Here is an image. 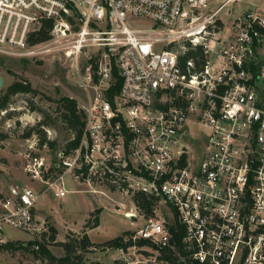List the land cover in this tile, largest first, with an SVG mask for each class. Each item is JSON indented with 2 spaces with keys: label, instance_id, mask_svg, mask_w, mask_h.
Wrapping results in <instances>:
<instances>
[{
  "label": "built area",
  "instance_id": "1",
  "mask_svg": "<svg viewBox=\"0 0 264 264\" xmlns=\"http://www.w3.org/2000/svg\"><path fill=\"white\" fill-rule=\"evenodd\" d=\"M188 1L0 0V58H39L61 44L84 95L77 146L53 162L25 152V173L55 196L76 191L68 177L143 218L112 264H264V15L249 7L220 37L214 22L186 20ZM43 18L51 37L29 43ZM196 46L202 60L182 62ZM188 121L206 128L199 162L188 156ZM138 193L153 200L148 217ZM37 198L29 186L0 198V244L7 228L42 231ZM167 220L180 225L178 241Z\"/></svg>",
  "mask_w": 264,
  "mask_h": 264
},
{
  "label": "rangeland",
  "instance_id": "2",
  "mask_svg": "<svg viewBox=\"0 0 264 264\" xmlns=\"http://www.w3.org/2000/svg\"><path fill=\"white\" fill-rule=\"evenodd\" d=\"M249 7L264 15V0H189L184 10L187 12L186 20L195 17L193 24L214 22L217 35L228 37L232 34L233 17ZM133 24L144 28L151 26L142 20H136ZM55 44L60 43L54 42L53 45ZM88 52L91 53L90 50ZM84 60L85 55L80 57L81 62ZM70 64V58L65 56L61 44L39 58L24 60L0 58V76L3 79L0 96L15 80L27 82L34 89L31 92L11 95L7 106L4 109L0 108V198L8 196L13 187L29 186L38 196L35 211L43 225L39 233H23L7 228L5 230L6 236L9 237L7 241L21 242L28 245L29 249L15 252L0 250V264L48 263L47 259L30 251L32 248L36 249L34 244L42 242L58 258L64 254V249L57 243L59 241L72 240L86 233L91 242L98 244L118 235L128 236L131 231L142 226V217L131 220L118 214L115 211L116 200L83 191L85 188L83 185L76 184L68 177L64 187L76 191L67 192L64 196H55L53 190L46 189V186L37 180H32L24 171L25 152L37 153L46 161L53 162L57 153L63 151L66 143L72 138L73 133L60 120L56 111V100L61 96L76 99L80 109L84 104L82 90L76 85L75 79L70 77ZM43 119L47 124L37 126ZM35 126L44 130L48 140L55 141L53 147L47 143L39 144L36 129H33L30 135H25ZM186 126L188 135L184 141L189 146V159L193 158L195 162H199L206 147V128L196 121H188ZM124 202L128 208L131 206L129 200ZM98 204L100 206H97ZM161 206L163 207L162 204ZM98 208L99 224L93 228L84 226L90 213L93 212L91 218H94L96 215L94 212ZM49 226H53L57 231L55 240L52 241L49 238ZM42 232L45 234L42 235ZM30 241L36 243L31 245ZM75 252L82 254V260L86 264L92 262L112 264L117 258L122 257V253L114 247L96 246L84 251L76 249Z\"/></svg>",
  "mask_w": 264,
  "mask_h": 264
},
{
  "label": "trees",
  "instance_id": "3",
  "mask_svg": "<svg viewBox=\"0 0 264 264\" xmlns=\"http://www.w3.org/2000/svg\"><path fill=\"white\" fill-rule=\"evenodd\" d=\"M217 23H220L217 21ZM53 25V20L48 18H43L40 22L39 28L32 33V35L29 37L28 41L29 43H37V42H43L47 41L50 36V30ZM183 45L190 46V43L188 41H183ZM189 57L198 58L199 60H202V50L200 46H196L194 49L188 48L186 52L181 56L182 62ZM113 74H116V69H113ZM34 91V89L30 86L29 83L24 82L22 80H15L12 82L5 90L4 94L0 96V108L4 109L7 106L8 100L11 95L16 93H27ZM57 107L56 111L59 113L60 120L65 124V126L70 129V131L73 133L72 138L66 143L65 150L69 151L70 149L77 146L79 139L82 135L83 130V111L78 107L77 100L68 96H61L57 100ZM47 124L46 120H40L37 124V126ZM33 127L29 129L25 135L28 136L31 134L33 129L37 130L38 137H39V144L43 145L47 143L50 147H53L55 145L54 140H48L46 138V134L44 130L40 127ZM134 202L140 209V211L143 213L144 217H148L152 213V203L153 200L149 199L147 196L143 194H136L134 196ZM100 209L95 210V216L94 218H91L93 212L90 213L89 219L86 221L84 226L87 227H96L99 224L98 219V213ZM167 226L169 227L170 231L173 234L172 240L178 241L180 238V234L182 232V229L180 225L174 223V221L167 220ZM50 233L49 238L50 240H55L56 236V229L53 226H49ZM45 232H42V235H44ZM36 242L30 241L29 244L33 245ZM58 245H60L64 249V254L61 257H56L54 254L51 253V251L47 248L45 244L42 242H38L36 245V249L32 248L30 251L34 253V255L41 256L43 259H47L48 263H58V264H86L82 260V254L76 253V249H80L81 251H84L85 249H88L89 247H105V248H119L121 246L125 247L128 245V241H123V235L115 236L105 242L95 244L94 242H91L88 238V235L86 233H83L82 236L73 238L72 240H66V241H59L57 242ZM27 250L29 249L28 245L22 244L21 242L16 241H6L4 243L0 244V250L2 251H11L15 252L16 250ZM43 263V264H48ZM90 264H99V262H92Z\"/></svg>",
  "mask_w": 264,
  "mask_h": 264
},
{
  "label": "water",
  "instance_id": "4",
  "mask_svg": "<svg viewBox=\"0 0 264 264\" xmlns=\"http://www.w3.org/2000/svg\"><path fill=\"white\" fill-rule=\"evenodd\" d=\"M2 83H3V79H2V77L0 76V87L2 86Z\"/></svg>",
  "mask_w": 264,
  "mask_h": 264
},
{
  "label": "crops",
  "instance_id": "5",
  "mask_svg": "<svg viewBox=\"0 0 264 264\" xmlns=\"http://www.w3.org/2000/svg\"><path fill=\"white\" fill-rule=\"evenodd\" d=\"M97 206H100V204H98ZM97 206H96V207H97ZM89 212H90V211H89ZM115 249H117V250H118V248H115ZM118 251H119V250H118ZM116 260H117V259H116Z\"/></svg>",
  "mask_w": 264,
  "mask_h": 264
}]
</instances>
